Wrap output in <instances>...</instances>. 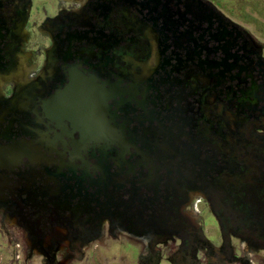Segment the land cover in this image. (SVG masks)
Here are the masks:
<instances>
[{"label": "flooded vegetation", "instance_id": "1", "mask_svg": "<svg viewBox=\"0 0 264 264\" xmlns=\"http://www.w3.org/2000/svg\"><path fill=\"white\" fill-rule=\"evenodd\" d=\"M0 210L49 263L104 224L149 236L136 264L174 238L196 260L197 237L247 263L264 250V56L205 0H0Z\"/></svg>", "mask_w": 264, "mask_h": 264}, {"label": "rangeland", "instance_id": "2", "mask_svg": "<svg viewBox=\"0 0 264 264\" xmlns=\"http://www.w3.org/2000/svg\"><path fill=\"white\" fill-rule=\"evenodd\" d=\"M205 1H209L215 11L242 30L264 56V0ZM195 198L197 197H194L191 207L196 202ZM4 216V213L0 210V264H136L138 262L136 257H139L141 251L146 248V239L150 240L149 236L129 235L128 233L110 235L107 233L104 224L103 233L99 238L85 245L82 249H72V246L70 247L67 241L58 242V249L54 251V262L49 263L39 251L31 250L30 243L32 240L18 227L15 220ZM193 221L200 228L202 232L200 235L209 244L212 243L215 247H218L217 227L209 218L208 213L203 214V217L201 216L198 219L194 217ZM52 239L49 236L45 241L47 244H52ZM196 240V250L194 252L196 260H192L190 256L185 261L179 252L173 254L174 249L179 245L178 239L174 238L166 245H156L157 251L149 249L147 258H152V260L144 263L217 264L213 263L211 253L206 244L198 237ZM233 250L239 261L241 257L238 240L233 239ZM244 254L247 257V263L237 262L231 264H264V250L255 251L250 249V246H247L244 249ZM171 257L172 260H170ZM140 259H146V257L142 256ZM221 264H225V262L222 263L221 260Z\"/></svg>", "mask_w": 264, "mask_h": 264}, {"label": "built area", "instance_id": "3", "mask_svg": "<svg viewBox=\"0 0 264 264\" xmlns=\"http://www.w3.org/2000/svg\"><path fill=\"white\" fill-rule=\"evenodd\" d=\"M196 204H197V203L194 204V207H193L194 209H196Z\"/></svg>", "mask_w": 264, "mask_h": 264}]
</instances>
